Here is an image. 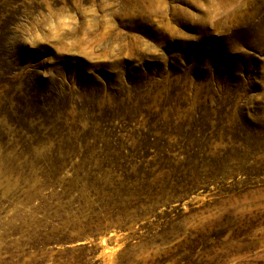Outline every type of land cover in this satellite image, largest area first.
Listing matches in <instances>:
<instances>
[{
  "label": "rangeland",
  "instance_id": "374dc122",
  "mask_svg": "<svg viewBox=\"0 0 264 264\" xmlns=\"http://www.w3.org/2000/svg\"><path fill=\"white\" fill-rule=\"evenodd\" d=\"M0 264H264V0H0Z\"/></svg>",
  "mask_w": 264,
  "mask_h": 264
}]
</instances>
